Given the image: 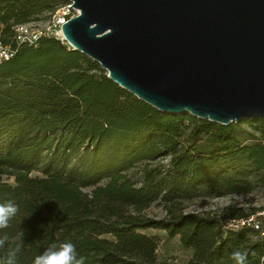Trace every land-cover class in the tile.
Segmentation results:
<instances>
[{
	"label": "trees",
	"instance_id": "obj_1",
	"mask_svg": "<svg viewBox=\"0 0 264 264\" xmlns=\"http://www.w3.org/2000/svg\"><path fill=\"white\" fill-rule=\"evenodd\" d=\"M52 2L0 0V40L13 43L14 27L53 9ZM243 121L259 131L256 141L238 138ZM186 122L192 130L183 138ZM162 157L168 164H154ZM142 162L137 184L128 171ZM256 187L264 193V117L224 125L162 112L55 38L23 44L0 62V203L19 208L0 230L9 238L0 260L21 241L18 264L71 241L85 264H170L157 259L156 238L143 232L153 227L193 248L189 264H235L234 251L247 253L246 264H262L257 230L224 227L252 213L184 206L202 194ZM156 201L165 209L161 218L143 213Z\"/></svg>",
	"mask_w": 264,
	"mask_h": 264
},
{
	"label": "water",
	"instance_id": "obj_2",
	"mask_svg": "<svg viewBox=\"0 0 264 264\" xmlns=\"http://www.w3.org/2000/svg\"><path fill=\"white\" fill-rule=\"evenodd\" d=\"M72 1L66 42L140 100L224 125L264 117V0Z\"/></svg>",
	"mask_w": 264,
	"mask_h": 264
},
{
	"label": "rangeland",
	"instance_id": "obj_3",
	"mask_svg": "<svg viewBox=\"0 0 264 264\" xmlns=\"http://www.w3.org/2000/svg\"><path fill=\"white\" fill-rule=\"evenodd\" d=\"M63 2L64 0H53L51 3L54 7L53 9L44 10L34 19H31L30 22H46L50 18L51 14L55 12ZM101 68L103 67L101 66ZM104 70L107 72L106 69ZM258 118L260 117H257V119ZM245 120H247V118H245ZM191 130L192 125L189 122H186L184 126L183 138L189 137ZM253 136L258 137L259 131L250 125L248 121H243L238 129V138L243 140L245 143H250L256 141L253 139ZM143 163L144 162L137 164L134 168L128 171V174L135 181H137V184L140 183V169ZM156 163L166 165L168 164V157H162L158 161L154 162V164ZM33 175H37V173H33ZM12 180V178L9 179V181ZM184 206L187 211L200 213L222 214L225 211H229L230 213L248 214L264 208V193L263 189L256 187L252 193L248 194H230L224 196H209L202 194L195 198L184 200ZM143 213L154 218H161L165 215V209L159 201H156L146 208ZM143 232L156 238V256L158 260L167 261L170 264H189L193 255V248L183 246L179 235L170 237L165 230L153 227L146 228ZM106 237L112 238L111 235H106Z\"/></svg>",
	"mask_w": 264,
	"mask_h": 264
},
{
	"label": "built area",
	"instance_id": "obj_4",
	"mask_svg": "<svg viewBox=\"0 0 264 264\" xmlns=\"http://www.w3.org/2000/svg\"><path fill=\"white\" fill-rule=\"evenodd\" d=\"M72 5V0H64L46 22L32 21L17 24L14 27L13 43H4L0 40V62L12 58L19 46L23 44L35 45L43 37L55 38L66 42L62 32V25L69 18L80 12L78 8ZM224 227L234 231L252 228L257 230L260 236L264 237V208L249 215L229 218L225 222Z\"/></svg>",
	"mask_w": 264,
	"mask_h": 264
},
{
	"label": "clouds",
	"instance_id": "obj_5",
	"mask_svg": "<svg viewBox=\"0 0 264 264\" xmlns=\"http://www.w3.org/2000/svg\"><path fill=\"white\" fill-rule=\"evenodd\" d=\"M18 211V206L11 201L0 203V230L9 226L10 221ZM8 239L7 235L0 236V249L5 247ZM22 243L21 241L14 247H10L3 259L0 260V264H18V254L21 251ZM231 258L235 264H246L247 253L234 251ZM85 260L84 256L78 255L75 244L71 241H65L49 245L44 252L33 259L32 264H85ZM262 264H264V258H262Z\"/></svg>",
	"mask_w": 264,
	"mask_h": 264
}]
</instances>
